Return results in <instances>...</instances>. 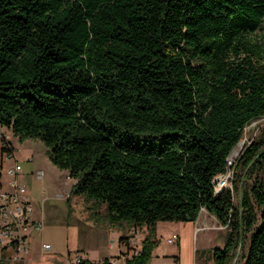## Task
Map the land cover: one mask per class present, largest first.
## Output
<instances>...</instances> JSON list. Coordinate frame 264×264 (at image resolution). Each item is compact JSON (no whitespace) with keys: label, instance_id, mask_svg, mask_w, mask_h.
<instances>
[{"label":"trees","instance_id":"1","mask_svg":"<svg viewBox=\"0 0 264 264\" xmlns=\"http://www.w3.org/2000/svg\"><path fill=\"white\" fill-rule=\"evenodd\" d=\"M261 118L264 0H0V127L46 146L91 219L146 228L125 264L149 263L157 222L201 209L228 229L214 264L256 222L243 264H264V132L238 155L232 189L213 190Z\"/></svg>","mask_w":264,"mask_h":264},{"label":"crops","instance_id":"2","mask_svg":"<svg viewBox=\"0 0 264 264\" xmlns=\"http://www.w3.org/2000/svg\"><path fill=\"white\" fill-rule=\"evenodd\" d=\"M11 145L14 149V159L16 160V162H19L21 156L18 155V152L12 141ZM25 160H29L30 163L26 168L22 170L21 175L18 176V180L24 185L26 183L29 185L27 191L34 205V218L42 222V226H44L43 228H45L46 225H50L52 226L51 228H54L51 218L55 217L56 210L58 207H60V205L58 203H54L53 201H55L60 194H62L64 198L67 199V201L70 200L72 195L67 194L62 189H58L60 188V185L58 184L59 181H57L58 178H54L53 176L57 174L55 173L56 168H48L49 171L52 170L54 172L53 175H50L49 177H47V179L46 177H43V179L41 181H37L39 182L37 183L34 177V173L41 170V168H38V165L32 166L31 157H25ZM46 166H48L47 163ZM64 174H66V180L70 181L71 183V190L74 182L68 178L67 172H64ZM54 192H56V198H51ZM73 198L74 201L79 199L78 196H74ZM82 203V211L84 212V224L82 225H84L85 227L90 226V228L95 230L97 238L109 234V240L114 241V244L109 243V245L106 246V249H102V247H94L92 250L87 251V256L82 255L79 257V259L88 260L91 262H101L102 260L108 259L112 262L115 261L116 264H124V260L127 258L125 254L127 253L128 247H131L130 244H135V246H137L136 250L140 249V243L143 239L137 242L136 238H140L142 236L144 238L146 234L144 233L146 231V228L136 227L137 229H140L136 231V233L138 232L139 234H136V228H129L124 224L109 226L107 223L97 222L95 219L93 220L89 217L90 213L88 207L90 204L84 203L83 198ZM68 210L70 213L67 217L68 219L66 220L64 230H69L70 224L77 223L78 220L77 215L75 217L74 208L72 205H69ZM85 212L87 214H85ZM78 225L80 228V222L77 223V230L74 233L75 236L79 232ZM221 228L223 227L218 223L216 218L208 213L205 209H201L199 211L194 222H171L168 225L169 236H167L165 243L160 245L161 247L158 251H153L152 258L148 264H197V255H199L200 261L198 264H206L207 255H211L210 251L212 250V248H210V246H208V244L206 243V238L208 241V234L213 233L212 231H217V235L219 236ZM51 230L54 231V229ZM131 234L136 235L135 237L133 236L134 238L129 237L131 236ZM173 236H176L175 242L172 244L168 243V239H171ZM127 237L129 239L126 241L127 243H125V238ZM38 239L39 238L36 235L29 238V253L25 255L24 260L20 264H70L69 262H66L64 260L65 247L68 251L66 257L71 260V255L69 252L70 250L67 248V244L64 248L59 250V248H52V246L48 242H44L42 245L48 244L50 246V249L45 251L42 249V245L41 247L38 246ZM121 239H123L124 241H122ZM36 246H38V248ZM223 246L224 242L221 248H223ZM221 248L218 247V249ZM91 253H94L95 258H90L88 256ZM77 258L78 257H75V260Z\"/></svg>","mask_w":264,"mask_h":264},{"label":"rangeland","instance_id":"3","mask_svg":"<svg viewBox=\"0 0 264 264\" xmlns=\"http://www.w3.org/2000/svg\"><path fill=\"white\" fill-rule=\"evenodd\" d=\"M264 132V118L261 119H257L252 121L244 130L243 136L241 141L239 142V144L233 149L232 151V157L231 159H234V157H238V155L241 153V151L252 141L255 140L257 137H259L262 133ZM9 134L11 135V141L13 142V145L15 146L18 155L21 156L20 160H19V164L22 167V170L24 168L27 167V165L30 163L29 160H25V157H31V164L32 166H36L38 168H41V170L43 171L44 176L43 177H49L50 175H53V171L50 170L48 168H56L55 166H53V164H51V162H48V157L46 154V146L38 139H31V138H24L22 140H18V138L14 137L10 132ZM29 159V158H28ZM46 163L48 166H46ZM12 165V160H3L1 167H0V182H5L7 180L6 176H5V169L9 166ZM58 171V172H57ZM65 171L59 170L58 168H56V175H53L54 178H58L57 181L58 184L60 185V188H58L59 190H64L67 194H70V186L71 183L70 181L66 180V174H64ZM241 172V171H240ZM238 173L236 175H239V170L237 171V169H234V174ZM232 179V182L234 180ZM259 174L253 172L250 173L248 175H244L242 178V183L244 184V187L246 188V191L248 192V194L250 193V189L253 185H255V181L258 179ZM37 181H41V180H36ZM232 182H231V189H232ZM39 183V182H37ZM26 188H29V185L26 183L25 184ZM230 186V183H229ZM240 188V187H239ZM241 189V188H240ZM56 192L53 193L51 198H56L55 196ZM75 195H72V197L70 198V200L67 201L66 198H56L55 201H53L54 203H58L60 205V207L57 208L56 210V215L54 218H51L52 224L54 228H51L52 226L50 225H46L45 228L42 227V231L40 233H33L32 236H37L38 239V246L41 247V245L44 242H48L52 248H59V250H61L62 248H64L67 244V248L70 250V255H71V260H69L66 256H67V249L65 247V256H64V260L66 262H69L70 264H75V257H79L82 255L87 256L88 254V250H92L94 247H102V249H106V246L109 245V243H113L114 241H110L109 240V234L104 235V236H100V237H96V231L93 230L92 228H90V226L85 227L84 225V212L82 211L83 209V203H82V196H78L79 199L74 201V197ZM232 197H233V203L234 205L238 204V194L236 193V191H234L232 193ZM70 201V202H69ZM84 201V200H83ZM250 202L253 206V210L255 212V214H258V210L256 207V204L254 203V200L252 198H250ZM85 203V202H84ZM69 205L73 206L74 208V213H75V217L77 215V223L80 222V228L78 225V233L75 236L74 233L77 230V223H71L70 224V229L68 230H64L65 228V224H66V220L68 219V215H69ZM81 207V208H80ZM85 214H87L85 212ZM95 219V218H94ZM83 222V223H82ZM171 222H157L154 229H153V234H154V238L157 241V245L155 246V248L153 249V251H158L160 249V245L165 243V240L167 238V236H169V231H168V225ZM258 227V222L255 223V225L253 226V228L251 229V231L249 232H244L242 233V237L239 240V243L237 244L236 249L233 251V256L231 258L230 264H243L244 263V258L246 256L247 250H248V245H249V238L250 235L252 234V232ZM51 229H54V231H52ZM73 229V230H72ZM135 229V228H134ZM137 230L140 229H135V232ZM228 231V229L226 227L221 228V232L219 234V236L217 235V231H212L213 233L208 234L207 238H206V243L208 244V246H210V248L214 249L216 248H221L224 242V235H226V232ZM66 232H67V239H66ZM147 230L144 232L147 234ZM145 234V235H146ZM136 235V234H135ZM134 234H131V236L129 237H135ZM206 236V237H207ZM133 237V238H134ZM143 239V236L140 238H136L137 242L141 241ZM37 244V242H36ZM131 247H128L127 250V255L131 256L132 253H134L136 251V247L135 244H130ZM38 246H36L38 248ZM46 251V250H45ZM152 251V254H153ZM90 258H95L94 253H91L88 255ZM23 260L16 262L15 264H20L22 263ZM199 255H197V264L199 263ZM0 264H11V263H6V262H2ZM206 264H214L213 259L211 257V255H207V260H206Z\"/></svg>","mask_w":264,"mask_h":264},{"label":"built area","instance_id":"4","mask_svg":"<svg viewBox=\"0 0 264 264\" xmlns=\"http://www.w3.org/2000/svg\"><path fill=\"white\" fill-rule=\"evenodd\" d=\"M9 144H11V135L0 127V148L5 147L6 149L0 153V167L3 160H12V165L5 169L7 180L0 182V263L15 264L24 260L25 255L29 253V238L33 233H40L43 226L41 221L34 218V205L26 186L18 180V176L22 173V167L14 159L13 151H7L10 147ZM231 157L232 152L227 158L224 173L213 180L215 195L223 190L231 189L237 159L236 156L234 159ZM34 177L36 180H42L43 171H36ZM61 197L64 196L58 195V198ZM175 240L176 236H173L167 242L172 244ZM42 249L47 251L50 246L44 244ZM80 260L77 258L76 264ZM113 264L116 262L113 261Z\"/></svg>","mask_w":264,"mask_h":264}]
</instances>
